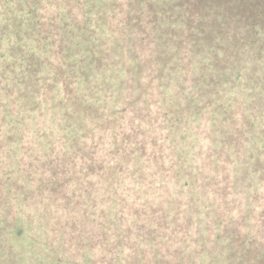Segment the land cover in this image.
I'll use <instances>...</instances> for the list:
<instances>
[{
	"label": "trees",
	"instance_id": "16d2710c",
	"mask_svg": "<svg viewBox=\"0 0 264 264\" xmlns=\"http://www.w3.org/2000/svg\"><path fill=\"white\" fill-rule=\"evenodd\" d=\"M137 68L150 71L153 92L168 80L173 94L171 105L155 101L170 131L149 155L157 168L143 171L124 143L130 137L118 140L120 119L107 113L104 92L127 84V71ZM188 77L194 82L186 87ZM208 106L216 153L234 151L238 182L251 170L259 210L250 221L240 212L243 199H235L237 214L225 226L232 239L220 262L264 264V0H0V264H103L121 245L109 243L110 230L140 224V208L113 202L140 193L128 184L133 176L145 193L166 194L176 214L187 208L188 194L209 185L226 198L236 185L208 173L212 154L201 164L179 155L186 151L174 114ZM106 141L110 148L91 159ZM155 176L177 190L182 179L199 187L187 195L156 190L148 182ZM126 206L138 219L119 217ZM165 218L155 219L160 231ZM137 251L127 257L140 264Z\"/></svg>",
	"mask_w": 264,
	"mask_h": 264
},
{
	"label": "rangeland",
	"instance_id": "374dc122",
	"mask_svg": "<svg viewBox=\"0 0 264 264\" xmlns=\"http://www.w3.org/2000/svg\"><path fill=\"white\" fill-rule=\"evenodd\" d=\"M142 66H145V61H143ZM149 75L150 71L147 73L146 69L143 72H140L139 68L134 69L132 73L127 71V84L132 87L130 92L126 88L127 84H114L112 87H106L104 90L107 95L105 100L107 103V113L120 119L115 128L116 132L119 133L118 140L121 141L124 133L126 137H130L124 143L130 151H135V155H133L135 161H132V163L133 165L136 164L142 171V167L144 169L145 167L146 169L157 168L150 161L152 159H150L149 155L154 154L153 148L155 146H159L167 140V134L170 131L169 126L171 122H168L170 117H166L165 112L156 107L155 101L163 105H171L173 101V94L170 88L171 82L165 81L164 85L153 92L151 87L153 85L156 86V83L150 79ZM138 78L142 79L141 84L137 82ZM184 82L187 87L193 84L194 81L188 77ZM87 85V82H80L81 87ZM174 94L176 99L181 100V103H183L184 96L181 93L179 96L176 92ZM208 109L209 106L200 113H195L194 109H190L188 111H181L179 115L178 113L174 114L175 119L182 122L181 124H176L177 141L180 148L184 147L186 151L185 154L179 152V155L189 160L193 159L201 164L202 157H209L212 154V160L207 167L208 173L212 174L216 172L218 173V177L222 175L220 180H223L224 176L227 177L228 181L230 178L229 183L231 182V186L236 185V188H230L229 195L224 199L219 198L217 194L209 192L212 190L211 185H209L205 193H202V189H199L195 193L188 194L190 187L198 188L199 184L196 183L194 185L190 180L182 179L178 184V190L182 189V193L186 192L185 195L188 194L185 198L188 206L185 210L176 214L174 202L166 200V194L160 196V193H157V195L153 196L152 192L145 193L146 185H144V181L136 179L133 176L132 179L128 180V184L136 190L138 189L137 191L140 193H135L128 197L127 192H124L126 198H123V202H113H115V208H119V206L124 204L140 208L141 217H138L140 218V224L133 226L131 229L127 228L126 224V228L121 229V232L114 231L115 228L110 230L109 235L112 236L110 241L112 242L114 239V242L111 243L109 241V243L114 244L117 241H121V245L115 247L116 252L113 253L112 258L110 257L109 260L107 257L104 258L103 264H108L110 260L111 264H139L138 259H129L127 257L128 255L136 257L135 253H138L137 250L141 252L139 255L140 264H208L209 258L214 264L217 262L222 264L220 259L226 257V250L229 246L227 240L232 239L227 231H225V226L230 219L229 216L237 214L235 212V199H243L244 206L240 212L248 215L250 221H254L255 213L259 212L258 209L255 210L258 202L256 201L252 205V196L255 195L256 187L254 175L251 173V170H248L244 175L245 180L243 183L234 179L235 165L238 162L237 157L234 151H229L227 158L226 151L216 153L215 149L220 145H216L215 141L211 142V133L214 134L212 129L214 127V120L209 118ZM103 113L104 110L101 111V114ZM212 115L214 116L215 113ZM165 119L166 122H163ZM216 121L219 123V119L216 118ZM233 131L232 129L231 133ZM110 146L107 141L99 143V147L103 148V150L100 153L94 151L88 155L91 159L92 156L99 157V155H104V152ZM143 146H145V156L140 154L142 153L141 147ZM168 161L169 159H166V162ZM215 166H217V170L214 169ZM219 166L223 167L222 171L218 169ZM229 173L232 175H229ZM158 177L155 176L151 181L148 180L151 183V188L158 190V185L159 188L166 186V189L170 188L172 192L178 191L175 188L177 184L173 181L167 183L166 180L163 181ZM208 182L209 180H207ZM234 194L236 196L230 198ZM147 195L150 198L153 196V198L148 200ZM174 196L176 198L177 193ZM162 216L167 217L165 219H167L168 225H166L168 229L165 228L163 231H160L155 219H161ZM119 217H123L125 220L138 219L128 206L119 214ZM177 227H180L183 231L179 230L176 234H173V228ZM239 233L240 236L248 237L244 236L246 231L242 232V230H239ZM257 235L254 228H252L249 236L256 238L253 236ZM261 241L264 243L262 238ZM223 246L226 250L222 249ZM157 259H159V263H157Z\"/></svg>",
	"mask_w": 264,
	"mask_h": 264
}]
</instances>
